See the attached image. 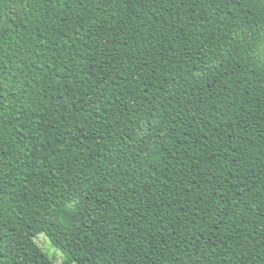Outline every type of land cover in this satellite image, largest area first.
Returning a JSON list of instances; mask_svg holds the SVG:
<instances>
[{"label": "trees", "instance_id": "obj_1", "mask_svg": "<svg viewBox=\"0 0 264 264\" xmlns=\"http://www.w3.org/2000/svg\"><path fill=\"white\" fill-rule=\"evenodd\" d=\"M0 264H264V0H0Z\"/></svg>", "mask_w": 264, "mask_h": 264}, {"label": "rangeland", "instance_id": "obj_2", "mask_svg": "<svg viewBox=\"0 0 264 264\" xmlns=\"http://www.w3.org/2000/svg\"><path fill=\"white\" fill-rule=\"evenodd\" d=\"M37 241L39 242V244L41 246L44 247V249H46L48 252L52 253V255L56 256V260L60 261L61 260V253H59L51 244V242L49 241L48 237L44 234L39 235L37 237Z\"/></svg>", "mask_w": 264, "mask_h": 264}]
</instances>
